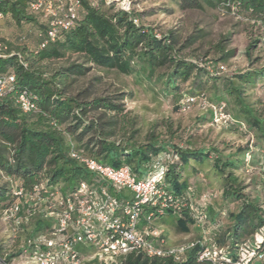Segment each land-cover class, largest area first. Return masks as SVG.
<instances>
[{
  "label": "trees",
  "instance_id": "trees-1",
  "mask_svg": "<svg viewBox=\"0 0 264 264\" xmlns=\"http://www.w3.org/2000/svg\"><path fill=\"white\" fill-rule=\"evenodd\" d=\"M204 1L217 5L224 12L245 17L250 22V41L245 51L249 59L254 48L261 43L264 45V0ZM82 3L83 9L75 25L64 32L59 40L43 49H39V43L36 49L19 47L12 50L11 46L8 48L6 43L0 42L5 47L0 52V74L14 75L12 89L0 96V172L6 177L0 182V211L14 200L13 188L16 183L26 192L44 197L43 190L36 188L44 185L52 193L59 191L64 195L75 189L82 180L106 185L83 162L73 157L75 152L113 167L127 164L138 177L145 176L155 164H164L167 167V190L184 196L188 187H194L197 196L210 198L208 210L211 215L214 212L213 204L218 207L214 217L208 215L207 228L212 239L236 259L239 245L254 240L264 227V209L260 198L251 197L244 191V180L237 174L239 169L250 174L245 168L248 155L253 169H256L254 164H258L260 170L264 162V99L258 97L252 101L248 94L249 89H264V67L246 70L222 80L206 65L211 62L216 66L234 57L236 49L230 46L231 32L224 34L213 45L219 58L192 60L181 57L180 51L196 43L201 35L191 34L177 48L178 39L174 31L162 32L160 38L156 37L157 29L145 26L135 8L132 13H127L109 0H82ZM179 4L183 10L200 9L202 0H179ZM0 10L5 16L11 15L18 23L41 20L38 21L43 30L39 34L41 42L46 23L39 14L30 10L29 0H5L0 4ZM134 19H138L139 23L136 24ZM67 52L81 54L87 62L102 68L115 69L127 75L138 72L149 79L159 68L168 66L167 72L158 78L160 80L163 75L167 77L164 91H175L177 94L181 92L180 83L193 78L194 89L182 91L180 99L184 93L205 94L213 105L224 103L226 111L233 118L230 127L248 132L252 138L228 155L217 148L204 150L173 146L176 150H172L177 155L173 156L169 144L160 141L153 132L146 141H139L137 118L130 116L126 110V91L117 89L95 96L87 88L77 93L70 92L68 87L72 79L86 75L90 69L84 62H72L50 76L45 74L40 62L62 58ZM205 87L212 91L211 96L203 90ZM23 90L32 95L35 104L28 111L18 102L19 93ZM206 111L203 119L210 118L212 123V107ZM209 156L214 158L213 166L220 175L221 184L218 189L204 192L196 184L190 183L187 168L196 173L198 168L193 163L202 165L209 160ZM224 204H232L233 208L222 207ZM33 207L25 205L21 211L25 218L22 229L35 219L33 231L15 252H7L0 246V264H11L14 257L23 254L28 239L47 235L51 231L54 222L44 218L41 213H32ZM153 209L145 207L144 215ZM179 213L175 216L180 217L177 220L180 229H186L189 223L196 224L189 207ZM162 219L155 218L154 222L159 224ZM218 220H221L220 224H217ZM199 251L200 245H197L180 260L171 255L148 257L139 251L131 252L122 259L123 264H214L209 260H199ZM82 252L87 257L94 250ZM85 264L100 263L94 259ZM250 264H264V242L256 249Z\"/></svg>",
  "mask_w": 264,
  "mask_h": 264
},
{
  "label": "built area",
  "instance_id": "built-area-1",
  "mask_svg": "<svg viewBox=\"0 0 264 264\" xmlns=\"http://www.w3.org/2000/svg\"><path fill=\"white\" fill-rule=\"evenodd\" d=\"M5 0H0V4ZM117 8L132 13L133 0H109ZM94 5L95 2H92ZM29 8L39 14L46 23V31L39 44L43 49L62 37L72 28L83 9L82 0H29ZM5 17L0 10V21ZM136 24L138 19H134ZM160 38L161 33L155 31ZM5 48L0 45V52ZM206 67L212 73L226 71V65L219 62ZM14 75L0 74V96L13 87ZM18 102L28 111L35 107L32 95L23 90L19 93ZM212 107V123L230 127L233 118L225 109V104L213 105L205 94L193 95L184 93L180 99V110L188 112L194 106ZM245 127H243L244 129ZM84 165L104 181L106 185H96L82 180L75 189L66 194L56 191L52 193L44 185L42 189L46 197L28 193L16 183L13 188L14 200L0 215L13 223V230L20 231L25 220L22 207L34 206L32 213L49 214L54 225L47 235H37L28 239L23 254L35 264H83L84 254L79 250L81 244H90L94 248L89 259H96L100 264H123V257L134 251L143 252L148 257L174 256L180 260L186 252L200 245L199 260H209L214 264H250L264 242V227L255 235L254 240H247L239 245L237 258L233 259L226 248L218 245L207 228L210 198L197 196L194 187H188L184 196L175 195L166 189L165 176L167 167L155 164L143 177L133 173L131 167L123 164L120 167L101 164L95 159L73 153ZM246 172H253L251 157L246 159ZM260 172L264 175V162ZM47 207V210L43 208ZM145 207L155 208L144 215ZM189 207L190 214L202 228L201 238L169 245L163 232L154 222L155 218H163L166 213L180 214ZM49 211V213L47 212ZM28 212L31 213L30 209ZM225 211L222 212V215ZM221 220L217 221L220 224ZM16 232V233H17ZM4 264H8L5 263Z\"/></svg>",
  "mask_w": 264,
  "mask_h": 264
},
{
  "label": "rangeland",
  "instance_id": "rangeland-1",
  "mask_svg": "<svg viewBox=\"0 0 264 264\" xmlns=\"http://www.w3.org/2000/svg\"><path fill=\"white\" fill-rule=\"evenodd\" d=\"M133 1L134 8L140 14L145 26L156 28L160 33L170 30L175 32L178 39L177 48L191 34L201 35L196 43L184 47L180 51L181 57L192 60L199 58L215 60L219 58V54L216 53L213 45L224 34L231 32L230 46L236 49V54L229 61H222L226 65V71L219 74L222 80L246 70H257L264 67V45L262 43L253 49L250 59L246 56L245 51L250 41L251 24L245 17L228 11L224 12L217 5H212L204 0H202L200 9L187 10L181 9L179 0ZM38 21L41 22V20ZM38 21L18 23L11 15L5 16L0 21V42L6 43L8 48L11 46L12 50H17L19 47L36 49L40 43L39 34L43 32ZM255 32H258V29H255ZM21 36L24 37L23 41H21ZM72 62H84L90 69L86 75L76 76L72 79L68 87L70 92L77 93L87 88L92 96H95L109 94L117 89L126 91L128 93L125 99L126 110L130 116L137 118L139 141H146L150 133L153 132L160 141L169 144V148L174 152L171 153L173 156H177L173 146H177V148L189 146L193 149L204 150L217 148L224 155L233 154L238 147H243L252 138L248 132L234 127L215 125L211 123L210 118L204 120L203 117L206 116L208 107L196 105L188 112H182L180 106L176 108L180 103V93L194 89V79L180 83L181 92L179 91L177 94L175 91L166 92L164 91L166 75H163L160 80L158 78L159 75L167 72L168 66L159 68L154 76L149 79L144 74L139 75L138 72L127 75L119 73L115 69L99 67L87 62L83 55L72 52H67L62 58L41 61L40 66L45 74L50 76ZM204 81H206V76ZM203 90L209 96L212 95V91L208 87ZM248 94L252 101L258 97L264 99V89L262 88L249 89ZM174 158L177 159V157ZM213 162L214 158L209 156V160L202 165L193 163L198 168L196 173L190 167L187 168V172H190V183L196 184L198 189L204 192L218 189L221 184L220 175L214 168ZM254 166L256 169H253L249 175L241 169L237 171V174L244 180L243 184L246 186L244 191L251 197L258 196L264 209V178L258 164H254ZM187 172L186 174H188ZM4 180L6 177L2 176L0 172V182ZM213 206L214 215L218 207L214 204ZM222 207L231 210L233 205L224 204ZM43 208L47 210L46 206ZM208 211L207 214L211 218L214 217ZM43 217L48 218L52 223L54 222L49 214L43 215ZM177 220L178 216L167 212L161 222L157 224L169 245L196 240L203 236L205 230L198 223H189L186 229H180ZM34 222L35 219L30 223L28 222L26 228L16 231V233L13 230V223L0 215V246L7 252H15L18 245L20 247L33 231ZM78 248L81 251L94 250L90 244H81ZM88 260L94 259H89L87 256L83 264ZM28 261V256L21 254L14 257L11 264H35Z\"/></svg>",
  "mask_w": 264,
  "mask_h": 264
},
{
  "label": "crops",
  "instance_id": "crops-1",
  "mask_svg": "<svg viewBox=\"0 0 264 264\" xmlns=\"http://www.w3.org/2000/svg\"><path fill=\"white\" fill-rule=\"evenodd\" d=\"M178 218H180V217H178ZM214 220V219H213ZM87 249V248H86ZM85 251H87V250H85Z\"/></svg>",
  "mask_w": 264,
  "mask_h": 264
}]
</instances>
